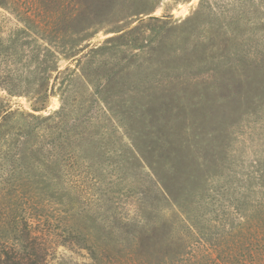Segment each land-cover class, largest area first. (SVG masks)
I'll return each instance as SVG.
<instances>
[{"label": "rangeland", "instance_id": "rangeland-1", "mask_svg": "<svg viewBox=\"0 0 264 264\" xmlns=\"http://www.w3.org/2000/svg\"><path fill=\"white\" fill-rule=\"evenodd\" d=\"M53 1L0 7V106L14 113L0 116V248L18 242L12 226L55 214L60 195L97 221L108 210L133 216L140 192L144 206L173 215L176 205L151 197L156 166L161 177L180 175L177 204L217 236L222 214L245 212L243 195L261 190L264 169L263 93L234 59L260 27L244 0H61L57 11ZM149 136L181 147L178 173L171 153L156 165ZM68 179L87 184L82 196L60 188ZM62 234L42 264H100Z\"/></svg>", "mask_w": 264, "mask_h": 264}, {"label": "trees", "instance_id": "trees-1", "mask_svg": "<svg viewBox=\"0 0 264 264\" xmlns=\"http://www.w3.org/2000/svg\"><path fill=\"white\" fill-rule=\"evenodd\" d=\"M9 1L0 0V7H5ZM60 1H53V11L61 7ZM244 2L245 12L249 15L247 21L252 25L259 24L260 27L257 30H249L248 38L243 44L247 48L243 55L235 52L234 59L238 62L245 61L250 69L247 73L249 83L256 84L264 97V0ZM255 14H261L257 22L253 20ZM54 70L57 72L55 75L57 78L60 71L56 66L52 69ZM43 87L44 81L39 82V89L42 92L45 91ZM8 91L11 93L13 90L8 88ZM9 108L0 106V116L5 118L13 116L14 113ZM41 109L34 107L36 111ZM64 109L65 106L62 104L55 112L60 119L65 115ZM31 116L38 119L33 114ZM50 118V115L42 117L44 120ZM154 135L155 138L159 137L157 134ZM148 138L149 142L155 145L149 153L157 156L156 165L166 162L161 158L164 153H171L175 155V160L168 163L178 173L177 156L180 153L183 155L181 147L174 146L170 140L171 145L167 148V145L155 143L151 136ZM164 146L166 149L163 150ZM207 155L213 160L215 153ZM154 174L155 191L151 197L155 201H171L176 205L173 215L166 212L160 214L161 210L152 208V202L146 201L149 204L144 206L146 195L140 192L142 195L133 216L127 214L117 216L108 210L107 214L101 217L102 220L97 221L100 215H96L85 205L83 208L75 209L71 202L63 200L60 195L59 207L55 214L50 215L47 213L48 210L43 209L39 223L35 227L29 223H25L22 228L11 227L12 231L18 233L16 238L18 242L10 241L3 244L4 246L0 248V264H42L52 245L51 238L63 235L62 233L65 234L61 241L64 245L86 249L100 264H264V169H261L258 175L260 181H256L261 190L254 191L251 187L255 185V181L251 180L248 190L251 188L252 192L243 195L245 212L234 205L229 212L223 213L222 216L228 221L219 227L217 236L212 231L210 222L206 224L205 219L193 221L192 217L188 216L186 211H182L181 206L177 204L183 188L182 182L181 187L175 184L180 175L161 177L157 172V166L154 168ZM57 177L59 182L63 183L64 177L62 180L60 175ZM252 177L254 175L249 178ZM79 181L68 179L70 184L66 181L64 186L60 184V188H76L78 191L75 190L76 193L82 196L81 193L87 188V184L83 180L82 183ZM200 183L202 184V181ZM156 184L160 187L156 188ZM53 194L51 193V196ZM85 194L87 199L90 198L87 197L90 196L89 192L85 191ZM55 229H60V232L57 233Z\"/></svg>", "mask_w": 264, "mask_h": 264}]
</instances>
